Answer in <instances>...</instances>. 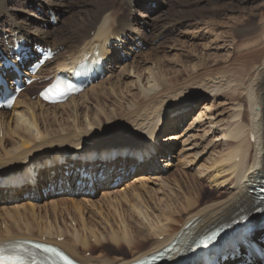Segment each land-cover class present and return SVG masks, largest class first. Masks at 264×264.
<instances>
[{
	"label": "bare ground",
	"instance_id": "6f19581e",
	"mask_svg": "<svg viewBox=\"0 0 264 264\" xmlns=\"http://www.w3.org/2000/svg\"><path fill=\"white\" fill-rule=\"evenodd\" d=\"M226 1L230 0H210L209 2L217 6L221 2ZM8 2L9 0H0V42H2L0 45L3 46L5 44L3 41L7 39L9 42L15 39H26L28 42H35L38 45L51 47L55 50L66 49V51L59 54L56 60V66L53 69L55 72H63L67 69L69 71L73 70L84 52L92 53L97 49L99 56L107 60L105 73H111L113 68L111 63L113 61L112 55L115 53V50H112L114 45H116V49L129 47L133 52L135 44L130 45L122 36L136 35L138 40H141L140 42L144 44L146 35L142 32L141 24H144L145 28H149L147 21H141L142 23H140L131 14V17H127L123 11H114L118 6H122L123 8L126 6L125 8H128L132 13L136 4L134 0L90 1V14L89 12H82L83 15L78 14V20L70 21L73 25H71L69 35H64L63 30L57 32L52 29L46 30L43 27H34L33 31H31L30 27L33 24L28 23L26 19L20 21L16 13L13 15L12 9L14 7L11 9ZM22 2L26 5L35 3L37 8L43 11L39 14H31L30 19L34 17L33 23L41 20L40 24L44 26L47 22L46 14L57 12L61 15L67 12L68 7H71L65 0H22ZM197 8L198 5H194L192 14H197ZM190 10H192L191 6ZM178 17H172L173 19L166 17L165 20H160L153 27V30L157 31L154 35L156 37L162 36L163 30L167 29V25H171V22H174ZM20 19L22 20V18ZM244 22L245 25L238 29L239 35L246 37L253 34L254 31L258 33L257 31L260 29L258 26L246 27L248 23L254 22L253 19H250V21L245 20ZM232 26L234 27V25ZM204 28L203 35L209 36L210 34L213 36L215 40L212 44L216 45L220 39L217 40L214 30L210 26ZM262 31L258 36L256 35V38H252L251 42L244 44L245 47L238 44V42V45L235 43L237 47L235 53L234 47L230 46L232 55L225 58L227 59L228 57L231 63L227 64L224 62L225 59L223 57V60L217 57L218 60L213 65L214 69L201 81V88H198V90H206L209 96H204L203 99L210 101V103L203 105L202 110L206 113H202V116L210 121L209 127L211 129L219 132H214V134L220 135L217 141L220 143L222 149L215 151L211 161L214 163L212 165L210 163L211 166H208L209 168L207 166L206 168H202L201 166V169L197 172L198 181L209 183V188L205 187L200 190L187 191L182 187L183 193L181 197L185 208L180 213L182 216L174 219V211L172 213V210L157 215L155 210L150 209L151 211H149V208L147 210L139 209L138 205L144 202L155 204L159 200L158 195L161 191L154 192L153 190H146L143 187L140 192L135 185L124 184L123 186L113 188L114 190L112 189L113 192L110 194L111 197L108 200L109 202H115L121 200V198H127L129 195L130 200L128 204L140 217L139 221L140 225H142L141 229L137 228L138 230L135 231L137 236L132 237L129 234L127 224L125 225L126 227L124 226L123 233L121 234H117V232H121L120 229L117 232L116 230H106V234L103 230H100V227L89 226L86 222L87 218L85 219L81 213L79 214L83 224L82 229L75 227V224L73 226V221L68 226L54 224L48 218V214L45 216L39 215L38 219L35 218L37 212L36 206H30L27 210L28 212L25 211L26 213H21V210H13L14 212L4 210L6 211L5 213L0 212V242L20 239L45 241L60 247L68 255L83 264H129L140 258L159 252L173 244V249L176 245L181 244L178 249L180 251L191 238H197L206 231H211L222 224L232 222L235 218L249 215L256 211L259 205H256L257 196L254 193L258 189L257 186L264 181V27ZM117 42L121 43L118 44ZM109 44L112 46L109 47ZM77 49L79 50L74 57L69 58L64 56V53H71ZM3 50L9 52L7 47H3ZM32 53L30 52L29 55ZM111 53L112 55L110 56ZM218 62L223 64H219ZM107 64L109 65L107 66ZM138 67L133 66L131 73L127 72L125 77L134 80L139 94H137L138 96L133 94V97L131 96L132 98H130L131 100L124 107H117L118 109L115 113L112 111V115L105 113L108 116L107 121L109 125H99L103 121H101V115L95 113L96 122L92 123L87 118V124L82 129L74 128L65 131V133L64 131L58 132L55 130L52 134L44 132L48 130V127L51 128L52 126L51 124H47L48 120H45L46 122L39 126L40 122L37 116L45 115V119H48L47 117H49L50 112L44 111V109L54 108V117L57 118L58 115L55 112L57 109L62 108V117H66L68 114L64 115L63 113L67 108H72L75 111L79 107L75 103V98H72L71 102H68L66 106L62 104L53 106L52 108L44 107L40 101V104L32 102L28 97H25L24 100L19 98L9 112L0 113V135H3V142L0 143V197L5 196L8 202L14 204L19 198L18 196L24 194L25 190L28 189L29 192L39 190L38 183L35 180L27 181L23 187L14 185L10 180L12 178L8 177L10 175L8 168L11 166H15L16 168L28 167L30 169L27 170L37 172L39 176L48 172L50 168H65V172L67 170L72 171L73 183L77 180L80 181V184L77 186L78 191H80L83 183L89 185L90 180L94 178L93 176L89 178L86 175H82L81 177L78 170L87 167V173L93 174L95 172L94 168L96 166L90 155H100L96 161V164H99V168L96 170L94 176L104 177L105 180L111 176L116 181H120L130 174L131 169L142 173H153L163 168L167 155L165 154L164 156L162 154L160 161H156L154 157L156 147L148 146L149 140L147 141V138H151L158 131V126L163 125L164 120H166L168 125H173L177 122L173 114L178 112V109L182 107L178 104L183 96L186 98L190 96V94L186 93L189 90L186 87L189 79H186L187 83L180 85L178 91L177 89L173 90V87L170 85L160 86L157 79L152 81L148 79L146 87V85H143L144 80L141 73H138ZM197 68L193 67L192 71L196 72L195 69ZM181 70L183 71V69ZM184 72L188 71L185 70L182 73ZM176 82L178 84L182 83ZM176 82L175 84H177ZM130 86L132 84L127 86V90L130 89ZM222 97L228 98L230 102L232 101V105L236 108L227 123L219 120L217 99ZM125 100L127 99L125 98ZM41 105L42 108L39 109L38 106ZM69 105H72V107ZM38 111H40V114H38ZM13 121L16 124L15 128H11ZM131 137L133 141H138V145L119 150L110 146L111 143H115L121 139L131 140ZM175 137L174 135L164 137L163 142H166V145L162 147L166 150H171L178 141ZM141 142L144 144L143 146H141ZM106 143L107 145H105ZM63 151L70 152L63 155L62 161H56L51 166L38 169L37 165H32L43 160L49 153L54 154L57 152L55 158H58ZM84 152H89L88 156H85ZM34 166L36 167L33 168ZM144 175H146L144 176L145 178H148L150 174ZM28 176L31 175L28 174ZM2 179H6L7 184L3 185ZM140 179H137L135 182H139ZM150 182L152 183L151 180ZM103 184H105V181ZM196 186H199V184L194 185V188ZM151 198H153L154 203L149 201ZM171 200L169 199L168 202L170 203ZM15 205L17 204L15 203ZM80 205L82 206V204ZM143 207L145 208V206ZM76 208L77 210L79 209L78 207ZM22 210L24 211V209ZM29 212L33 223H30V219H27V213L29 214ZM116 212L118 213L119 210L116 209ZM36 223L37 226H35ZM170 223H173V226H170ZM262 232L256 230L254 236H258ZM92 238L95 239L94 244L91 242ZM145 238L147 239L143 243V239ZM123 247H126L129 252H125ZM87 252H91V254L87 255ZM233 254L237 253L233 252ZM176 256L177 254L174 255L172 261L176 260Z\"/></svg>",
	"mask_w": 264,
	"mask_h": 264
},
{
	"label": "rangeland",
	"instance_id": "374dc122",
	"mask_svg": "<svg viewBox=\"0 0 264 264\" xmlns=\"http://www.w3.org/2000/svg\"><path fill=\"white\" fill-rule=\"evenodd\" d=\"M65 1H67L71 7H68L67 12H65L67 14L63 15L62 13L58 25L50 29L56 30L57 32L63 30L64 35H69V32H71L70 30L71 25H73L71 24L70 21L73 22L75 20H78L79 18L78 14L83 15L84 12H89L90 14L91 8H89L90 7L89 4L90 1L93 0H65ZM134 1L136 4L135 7L133 8L134 11H132V13L128 8H125L126 6H124V8L122 6H118L114 9V11L115 12L123 11V13L125 12V14L127 15V17H131L132 15L134 19L140 21V23H142L141 21L148 22L149 28H145V25L141 24L142 32L146 35V40H145L146 48L142 50L140 53L136 54L134 58L129 59V62L126 63L125 65L122 66L115 65L114 72L108 73L103 81L88 88L83 94L78 96V98L73 97L75 98V103L79 107L75 111H73L72 108L70 109L67 108L63 114L64 115L68 114L69 117L68 116L62 117V108H60L57 109V111L55 112V114L58 115L56 118L54 117L55 109L52 108L53 106L44 105V107L52 108V109H47V108L44 109V111H49L50 115L49 117H47L48 119H45L44 117L45 115L37 116V119L40 122L39 126H41L42 123L46 122L45 120H48L49 123L47 122V124L48 125L51 124L52 127L51 128L48 127L47 128L48 130L44 132L49 134H52L55 131L58 132L64 131L65 133V131L74 128L82 129L87 124L86 123L87 118L92 123L96 122L95 113H99V115H101V121L103 122L100 123L99 125H109V122L107 121L108 118L107 115L109 114L112 115V111L115 113L116 110L118 109L117 107L119 106L124 107L125 104L131 100L130 98L133 97V94H136V96H138L137 94H139L137 90L138 87H136L137 85L134 83V80L132 78L125 77L127 72L131 73L133 66L134 67L139 66L138 73H141L142 79L144 80L143 85H146L148 79H150L151 81L157 79L159 81L160 86L170 85L173 87V90L177 89L178 91L181 84L183 85L189 81L188 85L186 86L187 88H189V90L186 91V93H188V95L190 94V96L188 98L183 96V98L180 100V103L178 104L182 107L178 109V112H175L173 114L174 116L170 115L173 116L177 122L173 125H168L169 127L166 126V129L163 132V136L167 137L170 135H174L176 136L175 138L178 140L175 143V146H173L172 148L173 149L171 153L172 156H169V161L171 162V164L168 160H166L164 163L165 167L163 166V168H160L159 171H154L153 173L150 172L142 173L139 171H135L136 173L134 174L130 173L125 176V178H127L128 176L131 175L129 179L125 180V178H123L125 181H122L123 180L122 179L120 180L122 181L121 184L112 185L111 187L109 186L113 183L115 184V182L117 181L115 180L114 177L109 176L107 178L108 180L106 179L105 184H103V187L105 186L107 187L101 189L99 192H97L95 196H92L90 198H81L80 200L82 201V203L81 201L78 202V200L75 197L72 198L73 207L67 209L65 208L62 211L63 213H67L66 211L71 212V214L69 213L67 214L68 219L66 220L63 218L62 212L60 213L56 212L55 208L60 205L67 206L70 203L61 202V204H59L60 203L59 202L58 204H55L54 203L55 200H60L58 198H52L50 200L49 204L51 203L53 204V206H51L52 212L50 213L45 212L44 214L42 213L43 208L40 207L39 203H32L31 201L28 202L26 201V204L24 202L21 204V202L24 199V196L27 194L26 192H29L28 189L24 191V194L18 196L19 198L15 201L17 205H15V203L9 204L10 202L6 200L7 198L5 196H1L0 201L2 203H0V206L4 205L7 207V209L6 207H0L1 213H5L6 211L14 212L13 210H20V209H21V213L22 212L26 213L28 212L27 210L29 209L30 206L33 207L36 206L37 212L35 214L36 215L35 218H37L39 215L45 216L46 214H48V218L54 224L68 226L71 225V221H73V226L75 224V227L82 229L83 224L81 222L80 219L81 216L79 214L81 213L84 215L85 219L86 218L88 219V220L86 219V222L89 226L92 225V226L100 227V230H103L106 234L108 230L110 231L116 230V232L121 230V232H117V234H121L123 233L124 226L127 224V228L129 229V234L133 237V236H137L135 231L141 229L142 225H140L141 224L139 221L140 217H138V215L131 209L130 204H128V201L130 200L129 195L127 198H122L125 201L121 199L122 201L118 200L115 202H106V199L108 200L110 197L109 194L113 192L114 190L113 188H115L116 186L119 187V186H123L124 184L125 185L130 184V185H135V187L138 188L139 189L138 191L140 192L142 191L143 187L146 190H153L154 192L161 191V193L158 195L160 200V201L158 200L159 202L157 201L155 204L144 202L141 203V205L139 204L140 206L138 205V208L141 210H147V208H149V211L155 210L157 215H161L162 213H167L170 210H172V213L174 211L173 214L174 219H178L179 216H182L180 213H182L185 210L181 197L183 193L182 187L184 190L187 191L200 190V189H204L205 187L209 188V183L207 182L202 183L198 181L197 172L201 169V166L202 168H206V166L210 167L214 163L211 162L214 157L213 154H215L216 150L219 151V149H222V147L220 146V143L217 141L220 138V135L214 134V132L216 131L209 127L210 121L206 120L205 117L202 116V113L203 114L206 113L204 110H202L203 105H205V103H210V101L203 99L204 96H209L208 92L206 90H198V88H201L202 79L207 74H210V71L214 69L213 65L216 64V61L218 60L217 57H219V59L221 60H223L224 58L225 59L224 62H226L227 64L231 63L229 62L228 57L227 59L225 58L226 56L232 55L231 47L232 48L234 47V53H235V50L237 49L236 47L237 42L241 46L245 47L244 44H246L247 42H251V40H253L252 38H256V35L258 36L260 32H263L262 30L264 27V0H234V1L230 0L226 2H221L217 6L210 3L209 2L210 0H156L157 4H155V2H152V0H134ZM8 4L11 9L14 7L12 9V13L13 15L16 13L17 18L20 21L26 19L27 22L33 24V26L30 27L31 31H33L34 27H43V28L45 27L44 25L40 24L41 20L39 21L37 20L35 21V23H33L31 19L34 17L30 19V16H32L31 14L37 13V5L35 3L31 5H26L25 3L22 2V0H9ZM193 4L198 5L197 14L195 15L194 13L192 14V12L194 11ZM190 6L192 10H190ZM128 14L131 15L129 16ZM174 15L179 16L180 18L179 17L176 18L177 20L175 19L174 22H171V25L169 26L167 25V29L163 30V35L165 34V36L156 37L154 34L157 31L153 30L154 25L162 19L165 20L166 17L173 19L176 17V16L174 17ZM20 18H22V20ZM250 19H253L254 22L250 24L248 23L246 27L248 26V28H250L253 26H258V28H260L259 31H257L258 33H255L254 31L253 34H250L246 37L239 35L238 29L242 28L241 26L245 25L244 22L245 20L250 21ZM232 25H234L235 28ZM206 26H210L214 30L217 40L220 39L218 40V43L216 45L212 44V42H214L215 40L213 36H211L210 34L209 36L203 35V32L205 31L204 27ZM241 46L239 47L242 48ZM135 47H137L136 44L134 48ZM78 50L79 49L71 53H64V56L72 58L76 55ZM64 51H66V49H64ZM119 51H121V53L124 54V56L134 54L129 49V47L127 48L122 47L121 49L115 50V52H119ZM112 58H113V61L111 62L112 67L113 64H117V62L119 63L121 62V58L118 56L112 55ZM218 63L223 64L220 62ZM53 66L54 64H51V66L49 65L46 71L47 74L50 73V71H52L51 68ZM125 67L128 69H126ZM193 67H198L197 69H195L197 73L195 71L194 72L192 71ZM181 69H183V71L187 70L188 72L182 73L183 71ZM186 79L189 80L187 81ZM176 81L182 83L178 84V82ZM175 82L177 84H175ZM131 84H132V86H130L131 90L128 89L130 90V92H128L127 86ZM33 93L34 92L25 93L24 96L28 95L29 96L28 99L30 98L32 102L33 101L37 102L35 96H33ZM125 98L127 100L124 101ZM71 100L72 98L68 102L70 103ZM68 102L64 105L66 106ZM119 102H121L122 104L121 103L119 104ZM69 106L72 107V105ZM80 106L82 107L80 108ZM38 107L40 109L42 108V105ZM233 107L234 106L232 105V101L230 102L228 98L225 99V97H222L217 99V108L219 109L218 114L220 115L219 120H221L224 123H227V121L230 120L231 116L235 112L234 110L236 108ZM86 108L88 109L86 110ZM105 113L107 115H105ZM38 114H40V111H38ZM15 126H16L15 121H13L11 128H15ZM161 126H158V128ZM1 137H3V135H0V140H1L0 143L3 142V138L1 139ZM131 141L133 144L134 142L132 137L131 140L121 139L120 141L118 140L115 143H111V145L118 147L119 145H128L131 143ZM105 145H107V143ZM143 145L144 144L141 142V146ZM164 168H168V169L163 170ZM66 173H68L69 176L65 177L64 181L66 182L72 181L73 180L72 171L67 170V172H65V175ZM144 174H150V175H148V178H145L144 176L146 175ZM79 175H81L82 177L83 174H79ZM136 176H140V177H136ZM101 178L102 177L94 176L93 179H94V184L96 186L99 184L101 185V181H102ZM137 179H140L139 180L140 183L138 181L135 182ZM149 179L152 181V183L150 182ZM196 184H199V186H196L194 188V185ZM89 190H91L89 188V185H87V183H83V186L80 188V192L89 191ZM39 191L40 190L34 191V193L39 194L38 193ZM102 191L105 192L109 191L108 196L105 195ZM201 192H203V190H201ZM160 195L164 197L162 198ZM170 196L172 197V200ZM169 199L171 200L170 203L168 202ZM149 201L154 203L153 198L149 199ZM41 203L44 202L41 201ZM79 203L82 204V206ZM75 204L78 206H76ZM21 205H24V208L23 207L19 208V206ZM143 206H145V208ZM76 207H78L79 209L77 210ZM22 209H24V211ZM116 209L119 210L118 213L116 212ZM174 209L176 210V212ZM73 213H78V214L73 215ZM86 213L89 214L90 216L87 215ZM91 213H95V214H91ZM27 215H28L27 219H30L29 222L33 223L30 212L29 214L27 213ZM60 219L66 222L64 223L63 221H59ZM35 226H37V223ZM120 226L123 227L120 228ZM170 226H173V223H170ZM107 227L108 229H106ZM146 239L147 238L143 239V243L145 242L144 240ZM91 240H93L92 244H94L95 239L92 238ZM123 250L125 252H129V250L126 247H123ZM87 255H89V253H87Z\"/></svg>",
	"mask_w": 264,
	"mask_h": 264
},
{
	"label": "snow or ice",
	"instance_id": "6c2138e0",
	"mask_svg": "<svg viewBox=\"0 0 264 264\" xmlns=\"http://www.w3.org/2000/svg\"><path fill=\"white\" fill-rule=\"evenodd\" d=\"M3 87H5V85L3 83H0V89H2ZM37 247H39V246L37 245ZM45 251H47V249H45ZM53 251H55V250H53ZM57 255H59L61 257V259L67 260V257L63 256L61 253H57ZM10 259H12V258L0 254V264H8ZM14 264H18V261H14Z\"/></svg>",
	"mask_w": 264,
	"mask_h": 264
}]
</instances>
